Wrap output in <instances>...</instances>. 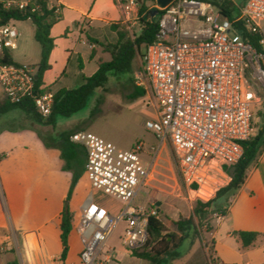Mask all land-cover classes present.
I'll list each match as a JSON object with an SVG mask.
<instances>
[{
  "label": "built area",
  "instance_id": "2783aa9c",
  "mask_svg": "<svg viewBox=\"0 0 264 264\" xmlns=\"http://www.w3.org/2000/svg\"><path fill=\"white\" fill-rule=\"evenodd\" d=\"M0 4L31 12L46 5L57 16L62 12L59 0H0ZM136 5L137 0H129L126 8ZM157 8L155 40L146 46L143 68L136 73L137 85L149 89L157 109L158 117L145 122L158 140L153 157L144 158L141 142L121 148L91 131L70 135L87 151L85 175L92 188L122 203L112 213L91 196L81 207L77 231L83 248L78 264H112L116 251L109 240L121 221L126 223L124 247L132 252L145 245L149 218L159 217L158 210L133 201L147 185L159 148L167 140L189 199L208 201L230 182L227 167L239 161L244 142L256 135L252 109L259 96L252 82L257 80L264 88V0L232 3L227 6L232 15L212 0H171ZM14 22L0 23V90L12 102L30 97L46 117L54 92L37 90L36 67L2 61L17 48L20 33ZM243 33H257L258 45Z\"/></svg>",
  "mask_w": 264,
  "mask_h": 264
},
{
  "label": "crops",
  "instance_id": "0c3cea01",
  "mask_svg": "<svg viewBox=\"0 0 264 264\" xmlns=\"http://www.w3.org/2000/svg\"><path fill=\"white\" fill-rule=\"evenodd\" d=\"M59 2L62 12L51 28L54 46L49 58L50 68L46 71L53 69L57 60L62 61V71L55 81L48 79L45 72L41 85L42 89L54 93L64 87L76 88L75 85L83 83L84 77L96 72L99 61H109L111 53L107 46L118 41L121 30L132 34V28L143 16L139 12L143 0H137V5L129 10L126 8L129 0ZM74 59L78 60V69L72 67L70 71L69 63ZM135 59L137 56L133 59V67ZM140 87L146 89L145 94L151 95L148 88ZM0 95L3 96L1 90ZM10 112L12 110L6 113ZM149 119L156 118L146 121ZM21 121L16 126L0 128V246L17 236L20 264H78L83 248L77 231L79 213L70 203L77 197L80 208L90 199L83 184L88 178L85 174L81 176L69 200L77 217L69 236L68 254L61 260L59 226L72 178L71 171L63 169L60 149L54 146L62 134L55 133L46 139L42 131L54 134L55 127L35 120L27 112L22 114ZM45 141L53 145L47 146ZM136 142L143 144L144 156L155 144L146 145L143 140H136L127 148ZM4 186L9 208L4 205ZM212 225L215 264H264V150L251 164L244 183L227 204L225 217H215ZM237 231H255L261 235L254 245L244 248L235 234ZM7 261L8 258L0 257V264H7Z\"/></svg>",
  "mask_w": 264,
  "mask_h": 264
},
{
  "label": "rangeland",
  "instance_id": "374dc122",
  "mask_svg": "<svg viewBox=\"0 0 264 264\" xmlns=\"http://www.w3.org/2000/svg\"><path fill=\"white\" fill-rule=\"evenodd\" d=\"M220 4H226L231 7L232 3L236 5L245 0H218ZM148 6L157 8L155 1L148 0ZM158 15H155L157 19ZM15 25L19 30V38L17 40V48L12 50V58L20 64L33 65L38 70V63L41 60L42 47L35 39L36 25L33 19L15 20ZM142 22L132 28L130 36L135 38L141 31ZM73 36V35H72ZM75 36V34H74ZM146 47L141 46L140 51L143 54ZM58 64L53 69L46 72V76L50 80H58L61 73V60H57ZM78 60L74 59L69 63L68 69L72 71L78 69ZM134 69L119 76H110L105 87L96 90L89 98L87 105L81 110L75 112L69 117L58 116L54 134L51 131L44 132L46 139L57 134L72 133L73 130H87L94 132L103 138L114 142L121 148H127L136 140H143L145 144L153 147L157 146L158 140L153 136L152 132L146 128L145 121L147 118H157V109L154 99L150 94L139 95L131 98L137 85L136 72L141 71L142 56L137 55L134 60ZM44 72V73H45ZM73 78V76H70ZM253 87L257 91L259 100L253 105V120L257 131L264 129V88L260 86L257 80L252 82ZM80 84L75 85L79 87ZM1 89V87H0ZM149 90V89H148ZM26 113L21 108H14L10 113H4L0 116V128L6 126H16L22 121V114ZM8 118H16L15 121H9ZM20 121V122H19ZM151 148L146 151L144 158L150 160L153 157ZM87 180V179H86ZM84 187L89 198L92 196L94 201L107 207L112 213H117L122 207V203L113 196L103 192L102 190L92 188L90 182L84 181ZM83 185H80L82 189ZM6 198L4 197L5 208H9V197L7 196V188L4 186ZM8 202V203H7ZM135 205H145L148 208L153 207L158 210L159 217L167 222L171 219H185L193 216L195 201L189 199L186 185L183 182L180 170L174 155L173 146L170 140H167L160 148L157 154L156 164L145 187H142L137 197L134 199ZM71 207L77 213L80 212L78 198L74 197ZM7 210V209H6ZM215 212H211L206 219L207 224L192 231L185 240L182 247L178 249V253H173L165 259L164 264H209L211 255L213 228V219ZM77 217V216H76ZM197 222V219L195 218ZM167 224V223H166ZM168 225V224H167ZM166 225V226H167ZM126 223L121 221L114 230L109 245L115 248V260L112 264H149L147 260L134 256L132 252L124 247L121 237L124 232ZM177 233L181 234L175 226H167L164 234ZM169 239V238H168ZM173 247V244H170ZM21 248L18 237L12 238L8 243L5 241L0 246L1 258L20 259ZM20 263V260H19ZM215 264V261L214 263Z\"/></svg>",
  "mask_w": 264,
  "mask_h": 264
},
{
  "label": "trees",
  "instance_id": "16d2710c",
  "mask_svg": "<svg viewBox=\"0 0 264 264\" xmlns=\"http://www.w3.org/2000/svg\"><path fill=\"white\" fill-rule=\"evenodd\" d=\"M148 0H143L139 4V12L143 14L141 17L142 27L140 33L132 38L128 30L119 31V39L116 43L109 44L107 48L110 49L111 59L109 61H99L98 69L91 76L84 77L83 83L76 88H60L54 93L51 113L43 117L35 108L32 99L28 97L23 102H12L6 97L0 95V116L14 108H21L30 114L35 120L44 122L45 124L56 126L58 116L69 117L75 112L81 110L87 105L90 96L99 88L105 87L110 76H119L126 72H131L133 69V59L140 54L141 46H147L155 40L157 32V20L155 16L148 18L147 14L151 9L147 5ZM155 1V0H152ZM212 2L220 7L225 14L232 15V12L227 9L226 4H220L218 0ZM33 19L36 25L35 39L41 44V60L38 63L36 87L38 91H46L41 88L43 74L50 68L49 58L54 46V39L51 36V28L57 21V16L52 9L43 5L38 11L31 12L28 8L20 10L18 8L5 9L0 4V23H6L11 19L27 20ZM246 40L258 45L259 35L257 33H243ZM3 62H13L18 64L10 53H6L2 59ZM143 68V67H142ZM141 68V70H142ZM146 89L136 86L131 98L139 95H144ZM71 133L62 134L57 141V146L61 151V157L64 160L63 169L71 171V184L65 200V206L61 213L60 243L62 251L60 259L64 260L69 251V236L72 226L76 222L75 213L71 210L69 200L75 188V185L85 174V164L87 161L86 149L77 143L70 140ZM47 146L53 144L45 141ZM244 152L242 157L234 165L227 167V171L231 176L230 182L220 188L216 195L208 201L196 200L193 216L185 219H171L164 222L160 217L150 216L148 224V238L142 248L132 251L134 256L147 260L149 264H164L165 259L171 256L174 252L178 253V249L183 246L185 240L192 231H197L198 228L207 224L206 219L211 212L218 214L226 213V206L237 193L241 185L247 177V171L252 163H254L260 153L264 150V129H260L257 135L252 139L246 140L243 144ZM197 219V222L195 221ZM168 225H167V224ZM175 226L181 234L171 233L164 234L167 226ZM235 234L242 242L244 248L255 244L258 236L261 235L255 231H237ZM169 238V239H168ZM173 244V247L170 246ZM211 255L209 257V264H213L215 259L213 257V241L211 248ZM7 264H20L18 258L13 257L8 259Z\"/></svg>",
  "mask_w": 264,
  "mask_h": 264
},
{
  "label": "water",
  "instance_id": "95a60500",
  "mask_svg": "<svg viewBox=\"0 0 264 264\" xmlns=\"http://www.w3.org/2000/svg\"><path fill=\"white\" fill-rule=\"evenodd\" d=\"M157 4L160 6V7H164L166 6L167 4H169L171 2V0H156ZM159 13V10L158 8H153L150 10V12L147 14V17L148 18H152L154 17L155 15H157ZM36 78H37V75H36Z\"/></svg>",
  "mask_w": 264,
  "mask_h": 264
}]
</instances>
